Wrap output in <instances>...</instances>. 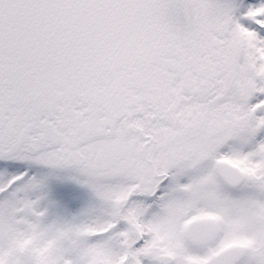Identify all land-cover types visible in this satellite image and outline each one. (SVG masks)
I'll use <instances>...</instances> for the list:
<instances>
[{
    "label": "snow or ice",
    "instance_id": "obj_1",
    "mask_svg": "<svg viewBox=\"0 0 264 264\" xmlns=\"http://www.w3.org/2000/svg\"><path fill=\"white\" fill-rule=\"evenodd\" d=\"M0 264H264V0H0Z\"/></svg>",
    "mask_w": 264,
    "mask_h": 264
}]
</instances>
